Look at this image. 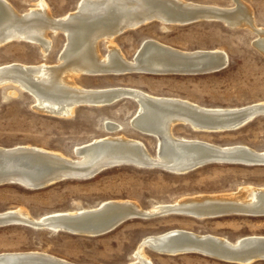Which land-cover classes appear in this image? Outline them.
<instances>
[{
    "label": "rangeland",
    "instance_id": "obj_1",
    "mask_svg": "<svg viewBox=\"0 0 264 264\" xmlns=\"http://www.w3.org/2000/svg\"><path fill=\"white\" fill-rule=\"evenodd\" d=\"M6 1L18 13H24L34 8L38 0ZM78 1L44 0L53 18L72 12ZM181 2L207 7L222 6L226 10L236 7L233 0ZM243 3L247 5L255 28L263 29L264 0H244ZM202 20L168 26L150 22L121 33L114 42L128 60L146 40H154L183 52L216 49L226 55L227 64L222 70L180 75H80L75 81L86 89H137L154 96L184 99L205 109H242L249 104L264 103V55L253 46L257 33L245 26L232 27L220 19ZM50 37L52 45L46 56L42 55L38 46L28 42L14 41L0 46V67L15 62L58 64L65 38L62 33L50 34ZM98 48L101 55L107 53L105 41L99 42ZM10 90L15 94L9 95ZM34 101L28 92L14 86L0 88V147L29 145L75 159L74 150L93 139L124 135L142 142L152 156L157 150V139L131 127L130 120L137 111V104L131 99L122 98L105 106L81 105L68 118L39 113L33 109ZM105 122L119 124L121 129L110 132L104 128ZM172 132L177 138L196 139L220 147L241 145L255 151L264 150V115L232 131L199 132L188 124H177ZM135 164L110 165L89 179H67L36 190L17 184L0 185V212L21 208L30 217L37 218L48 213L93 208L108 200L132 202L137 208L145 210L200 195L232 194L239 187H264V165L211 162L186 172L174 173L160 165ZM241 215L222 214L198 219L183 213L157 214L149 219L129 220L96 237L51 232L20 224L8 225L0 227V253L33 251L75 264H127L134 260L133 250L144 237L172 229L210 234L231 242L241 237L264 236V216ZM143 251L152 264H237L197 253L165 256L147 248ZM252 264H264V260H256Z\"/></svg>",
    "mask_w": 264,
    "mask_h": 264
},
{
    "label": "bare ground",
    "instance_id": "obj_2",
    "mask_svg": "<svg viewBox=\"0 0 264 264\" xmlns=\"http://www.w3.org/2000/svg\"><path fill=\"white\" fill-rule=\"evenodd\" d=\"M181 1L79 0L72 12L60 18H53L44 0H38L34 8L24 13H18L6 0H0V46L14 41L28 42L38 46L42 55L46 56L52 45L50 34L62 33L65 38L58 55V64L47 65L40 62L28 65L15 62L2 65L0 67V88L11 85L28 92L35 100L33 106L35 111L66 118L72 117L75 109L81 105L105 106L122 98L131 99L137 104V111L130 120L131 127L157 139V150L153 156L147 153L142 142L124 135L93 139L74 150L75 159L56 151L29 145L0 147V181H10L13 183L7 184H17L30 190H36L39 189L38 186L44 185L47 177L53 173L70 175V179H89L95 169H105L107 166L123 163H136L149 167L160 165L174 173L200 167L202 164H198L206 160L217 163L228 161L249 166L263 165L262 162H255L253 157H264V150L255 151L241 145L220 147L196 139L177 138L172 132L177 124H188L194 131L199 129L195 123H202L208 128L213 127V124L220 119L210 118L208 122H204L206 119L203 118L204 116L211 112H237L240 109H205L202 108L203 106H197L184 99L154 96L131 88L86 89L75 81V78L80 75L194 74L197 72L193 71L198 69L203 59L211 61L210 64L213 65L210 68L226 64V55L224 56L219 50L183 52L154 40L144 41L135 55L130 60L126 59L114 42L115 38L123 32L137 29L150 22H159L164 26L185 25L190 21L198 19L200 21L204 18L205 20L220 19L232 27L233 25L245 26L257 33L253 46L264 55V28L259 30L255 28L256 24H253V19L246 8L247 5L243 3L244 0H233L236 7L228 10L222 6L207 7ZM101 41L107 43L105 55L99 52L98 45ZM201 55L202 57H198ZM178 56L191 58L187 63L192 64L193 68H185L178 64ZM8 94L14 95L15 92L10 90ZM252 106H264V103L259 102ZM104 128L110 132H116L115 130L121 129V125L105 122ZM208 128L204 130L216 132ZM229 152L234 156L223 155ZM231 159L239 161H230ZM237 190L236 193L227 195H200L177 203L156 205L145 210L137 208L131 204L132 202L108 200L93 208L48 213L37 218L30 217L21 208L7 209L0 212V218L9 216L12 220L9 225L20 224L34 229L56 232L52 228L63 227L67 224H51L55 219H71L72 223L92 228L93 224L106 223L121 213L138 214L141 217L183 213L193 215L198 219L217 217L222 214L264 216V187L245 186ZM38 224L48 226L38 228L36 226ZM77 229L83 231L82 227ZM85 231L92 232L91 229ZM169 231L171 234L184 232L208 238L206 246H181L177 251L188 248L194 251L190 253L237 264H252L253 261L258 260L257 258H264V247H259L260 241L264 243V236L241 237L231 242L218 236L193 233L182 229ZM150 236L144 237L139 242L136 250H133L134 260L127 264H152L149 257L143 253L144 245L151 249H162L161 245L171 247L179 242L178 238H173L177 240L169 243L165 238L169 234L157 242L152 241ZM167 249H169L168 253L177 252L171 248ZM232 251L235 254H241L238 256ZM23 254H36L49 258L46 260L52 259L75 264L44 252L33 251L0 253V264H24L16 261V257Z\"/></svg>",
    "mask_w": 264,
    "mask_h": 264
},
{
    "label": "water",
    "instance_id": "obj_3",
    "mask_svg": "<svg viewBox=\"0 0 264 264\" xmlns=\"http://www.w3.org/2000/svg\"><path fill=\"white\" fill-rule=\"evenodd\" d=\"M198 57H202V55L198 56ZM192 58H194V57H192ZM177 59L179 60L178 64L184 66L185 68H190V67L193 68L192 64L189 65V63H187V62H189V60L191 58L178 56ZM194 59H196V58H194ZM198 59H202V58H198ZM202 62L203 63L201 65H198L199 66L198 69L196 71H193V72H197V74H207V73H211V72H217L219 70H222L227 64V62H226V64H224V65H219L218 67H213V68L211 67L210 68V66H212L213 64H210L211 61L209 59L208 60L203 59ZM185 72H192V71H185ZM262 115H264V106H248V107L240 109L237 112H225V113L211 112V113L207 114L206 116L203 117V118H206V119H204V122H208V120H210V118L211 119L214 118L215 120L220 119V121H216L213 124V127L208 128V127H206V125H203L202 123H195V124L197 126H199L198 127L199 129L197 130L199 132L209 131V130H204V128H208V129H211V130L216 131V132L232 131V130L243 127L244 125L248 124L253 119H255L256 117H259ZM223 155L230 156V157L234 156L231 152L224 153ZM253 159L256 160L255 162L264 163V157L256 156V157H253ZM230 161H239V160L231 159ZM208 162H211V161L206 160L204 162L199 163L198 165H201V164L205 165ZM243 163H246V162H243ZM115 165H117V164H115ZM115 165H113V166H115ZM102 170L103 169H95L94 173L91 176L98 174ZM67 179H70V175H64L62 173H53L52 175L47 177V179H46L47 181H45L46 183L44 185L38 186V188H45V187L50 186L54 183H57V182H60L63 180H67ZM7 183H13V182L0 181V185H4ZM145 216L148 218L154 217L152 215H145ZM146 217H144V216L141 217L138 214L121 213L120 215H118L117 217H115L114 219H112L106 223L103 222V223H98L96 225L93 224L94 227H92V228H86V227H84L85 225L81 226V225H77L75 223H72L71 219H64V220L55 219V220H53V222L51 224H54V225H57L60 223L67 224V225H64L63 227L52 228L56 232H63V233L73 234V235L81 234L85 237L86 236L96 237V236L104 235L105 233L111 231L112 229H114L118 225H121V224H123L129 220L138 219V218H146ZM11 223H12V220L9 216H3L0 218V226H8ZM83 224H86V223H83ZM36 226L38 228H41V227H45L48 225L38 224ZM81 227L83 229L82 232L78 231V229H77V228H81ZM89 229H91L92 232L89 231V233H88V231H85V230H89ZM89 234H92V235H89ZM167 234H169V236H166ZM170 234H171L170 231L169 232L166 231L164 233L153 235L150 237H152V239H153L152 241H155V242L161 241L162 237H164V236H166L165 238L167 241H169V243L172 240H177V239H173V238H178L179 242H176V243L173 242L174 245L171 247L161 245L160 248H162V249H156V248L151 249L147 245H144L143 248H147L148 250L152 251L153 253H156L159 255L172 256V255L181 254V253L194 252V251H190V249H188V248L187 249H181L182 251H177L178 248H180L181 246H186V247L187 246H206L208 243V240H207L208 238L199 237V236L193 235V234H188V233H184V232H174L173 234H171V235ZM259 247L260 248L264 247V243L260 241ZM167 248H171L172 250H175L177 252L168 253L169 251H167V250H169V249H167ZM233 252L234 251H232V253ZM233 254H235V252ZM239 254H241V253H236L235 255L239 256ZM46 259H49V258L42 257L41 255H36V254H23V255H19L16 257V261H18L19 263H24V264L25 263L37 264V263H41V262L47 263V264H67V263H63V262L52 260V259H50V260H46ZM257 259L258 260H260V259L264 260V258H257Z\"/></svg>",
    "mask_w": 264,
    "mask_h": 264
}]
</instances>
